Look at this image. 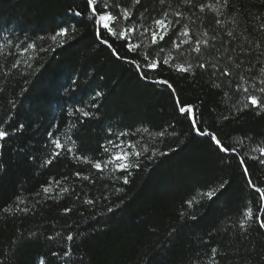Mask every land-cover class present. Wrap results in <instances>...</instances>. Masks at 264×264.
<instances>
[{"label": "trees", "instance_id": "16d2710c", "mask_svg": "<svg viewBox=\"0 0 264 264\" xmlns=\"http://www.w3.org/2000/svg\"><path fill=\"white\" fill-rule=\"evenodd\" d=\"M195 3L215 6V0ZM121 7L132 9V0H121ZM70 8L83 11L84 16L76 17ZM177 10L184 13L180 24L163 41L152 45L150 33L137 32L132 42L140 45L139 51L147 48L153 55L164 49L159 59H172L162 65L159 77L173 83L183 103L193 104L204 127L226 146L243 141L240 156L259 155L251 150L264 147V114L245 110L237 117L232 106L240 108L246 102L237 85L250 86L251 77L259 76V62L251 73L245 68L264 51V32L253 31L256 25L249 23V13L264 14V5L261 0H232V8H221L217 15L207 7L201 12L199 7L171 0L170 11ZM160 14L159 0H141L132 19L122 23L140 24L142 31ZM86 16V0H0V123L7 121L5 128L25 125L22 133L13 134L0 147V162L5 165L0 170V264H189V257L201 250L200 238L207 242L214 225L220 232L208 244L209 251L211 245L239 249V256L221 264H264V229L250 222L243 240L225 234L227 220L237 218L244 207L257 211L259 197L246 185L238 157L219 152L209 137L191 133L170 90L141 79L132 65L115 57L96 39L91 25L84 23ZM217 19L224 21L223 27L215 23ZM184 26L193 42L203 38L205 31L217 35L215 47L202 46L200 53L191 50V42L174 48V40L189 39L177 35ZM59 27L69 28V35L53 40ZM229 29L235 41L226 35ZM103 38L120 56L137 59L123 47L124 41L106 32ZM29 43L34 47L22 52ZM241 47L252 48V54L238 57ZM229 55L245 63L237 69ZM200 62H206L205 68L195 67L194 73H181L172 66ZM225 68L230 76L220 75ZM96 91L102 95L93 107L88 101ZM250 93L256 94L251 89ZM76 107L95 115H72ZM223 116L230 118L223 120ZM49 131L54 137H48ZM56 138L74 151L53 158L49 141ZM115 151L128 153L132 167L126 172L114 170L115 162L102 171L92 167L109 161ZM246 163L253 182L264 187V167L251 159ZM124 175L128 184L123 183ZM224 180L231 183L219 198L188 208V199L199 200L201 191ZM116 205L118 210L107 212ZM17 207L28 211H16ZM185 211L198 220L182 221L180 214ZM173 229L179 231L169 240ZM69 234L73 241L66 240ZM18 237L23 239L14 243ZM65 249L71 253L69 258L63 256Z\"/></svg>", "mask_w": 264, "mask_h": 264}, {"label": "snow or ice", "instance_id": "6c2138e0", "mask_svg": "<svg viewBox=\"0 0 264 264\" xmlns=\"http://www.w3.org/2000/svg\"><path fill=\"white\" fill-rule=\"evenodd\" d=\"M181 3L190 7H199V10L201 12L204 11V9L207 7L210 11L216 12L217 15H220V9H229L232 8V0H215V6L213 7L211 4H204L201 3L197 5L195 3V0H181ZM141 0H132V9H129L128 7H121V0H86V10H87V16L86 19H84V23L86 25H91L92 31H94L96 39L102 43L103 45L107 46L109 49H111L112 54L117 57L118 59L125 60L127 63L132 65L136 71L137 74L140 75L141 79L149 80L151 83L163 85L167 89L170 90V92L173 94L175 98V107L177 112L181 115L187 118L189 122V130L191 133H194L198 137H209L210 143H212L216 149L221 153H232L239 159V166L242 170V176L245 178L246 185L252 189L259 197L256 208L257 211H253V208L251 206H246L242 209L240 212V215L233 219L229 218L227 220V228H231L233 231L228 232L227 228L225 229V234L230 239H235L236 237H239L241 240L247 238L248 233L250 231L249 223H255L259 229H264V187L258 186L257 183L253 182L252 174L250 172V169L246 163L247 159H251L253 161H256L259 166L264 167V147H255L252 148V152H258L259 155H250L249 153L245 152L244 156H240L238 148L243 144V141H240V143L237 146H226L224 142L218 137V135L215 132H212L208 130L206 127H204V121L202 118H198V113L195 109V106L193 104H185L180 99L179 95L175 92V88L173 83H171L167 79H162L159 77L158 73L162 67V65H169L170 60L172 59L171 56L165 57L162 60L159 59L160 54L164 51V49H160L159 52H156L155 55L148 50L147 48L144 51H139L140 45L132 42L134 39V36L137 32L140 33L141 36H144L146 33L151 34V44L157 45L160 41H163L165 37L172 32L179 24H180V18L183 17L184 13L181 11H170L171 9V0H159V4L161 7V14L158 18L153 17L151 21V25L148 27H143L141 31V25L133 23L131 26H124L122 21H130L132 17L134 16V9L135 6L140 5ZM261 4L264 5V0H261ZM165 5L168 7L166 8ZM69 11L73 12L76 17H83L84 12L81 10H75V9H69ZM147 11V9H145ZM116 12L117 14H114ZM233 15H235V9H232ZM143 16L144 13H141ZM242 15V13H241ZM251 16V20H249V23H255L256 27L253 28V31H262L264 32V14H261L260 16H256L254 14L249 13ZM173 17L174 19H170L169 17ZM231 19V17H230ZM216 24L221 25L223 27L224 21L217 19L215 21ZM233 27L236 25V21L232 20ZM70 29L67 27H59L58 31L55 33V35L52 37L53 40H56L57 37H66L69 35ZM72 31H75V26H72ZM247 31V29H245ZM107 33L110 37H117L119 40L124 41L123 47L127 49L129 53H132L134 56L137 57V59H130L128 57L120 56L119 52L112 47V44L109 43L108 39L103 38V34ZM178 36L183 35L186 37H189L188 40H180L179 43H177L175 40L173 41V47L179 48L180 44H188L193 43L192 51L196 53L201 52L202 46L214 48L215 47V41L218 40L217 35H209L207 31H205L202 36L203 38H198L194 42L192 41V37L189 35V29L187 26H184L180 33H177ZM228 37L232 39V41L236 40V36L234 35V32L232 29H229L226 33ZM61 43H64L62 40ZM222 43H229L227 41H223ZM247 43L249 45L252 44L251 40H247ZM34 44L29 43L27 47L22 49V52H27L28 49L33 48ZM256 48L257 50L260 49V41L258 40L256 42ZM227 51V49H225ZM253 49L252 48H244L241 47V50L239 53H237L238 57L243 56H250L252 54ZM261 57H264V51H259V54L256 57V61L252 62L248 67L245 68L246 72L251 73L254 68L257 66V62H259L260 67L258 69L259 76H252L251 80L253 83L250 86H245L244 83L237 85V90L242 89L244 94V99L246 100L245 103L242 104L240 108H236L235 105L232 106L233 111L237 114L240 112H243L245 110H256V115H262L264 114V60L261 59ZM227 59L234 65L235 68L239 69L242 64L245 63V61L241 58L240 62L237 63V61L233 58V56L229 55ZM176 71L181 73H194L195 67L199 68H205L206 62H200L198 65L194 66L190 63L183 64V63H177L172 65ZM12 67L15 68L16 64H12ZM213 68L216 67V65H212ZM149 73H157L155 77H152L149 75ZM213 75H216V73H213ZM221 76L227 77L230 76V71L225 68L223 72L220 73ZM240 80L243 82L245 81V77L243 75L240 76ZM258 80V85L256 81ZM219 87V85H217ZM251 91L255 92L256 94H251ZM102 95L101 92L96 91L94 93V96L88 101V103H91L93 107L96 106V98L100 97ZM227 95V93H226ZM13 107H15V104H13ZM72 115L79 114V116L82 117H91L94 116L95 113H92L90 111H86L83 108L76 107L74 111L71 113ZM231 116V114H230ZM230 116H223V120H228ZM0 123V147L3 146L2 142H4L7 138H10L13 134L22 133V130L25 128V125L23 123H20L18 127H12L9 126V128H5V124ZM164 132L159 133V135H164ZM48 137L52 138L54 137V133L49 131L47 133ZM123 135V134H122ZM53 145V150L51 151V156L53 158H58L61 155V152L65 153H71L74 151L73 148L66 146L63 144L58 138L51 139L49 141ZM111 143V141H109ZM183 143V141L181 142ZM47 146V145H46ZM119 145H113L114 149H118ZM105 152H108V149H104ZM241 150H243L241 148ZM21 151H23L21 149ZM136 155H140V153H136ZM77 159H81V157H77ZM86 159V158H84ZM128 160V153L122 152V151H115L114 154L111 155V158L109 161H106L104 164L100 163L99 161L92 164V167L103 170L104 167L107 166V163L115 162V169L114 170H123L126 172L132 165L127 162ZM45 163L51 164L52 160H46ZM5 165L3 162H0V170H3ZM136 167H139L137 164ZM76 176H80V172L75 173ZM67 179V178H65ZM84 179H88V177H84ZM119 179V178H117ZM56 184H59L60 181H55ZM123 183L128 184L129 178L127 175L123 176ZM231 181L230 180H224L222 183H219L218 186L215 187H209L206 191L200 192V199L197 200L195 197H192L191 199H188L186 201V204L188 205L189 209H193L194 205L200 204L203 200H207L209 202L213 201L216 198H219V195L222 193H225L227 191V188L230 186ZM44 192H48L49 188L45 187L43 189ZM69 189L67 188H61V192H67ZM119 191V189L117 190ZM84 203L86 204H93L92 200H85ZM121 204H123V201H121ZM120 205H116L114 207L107 208L108 213H113L114 211L118 210ZM16 211H23L27 212L28 209H21L17 207L15 209ZM65 212L70 211V209L65 208ZM181 220H190L192 222H196L198 220L197 215L192 214L189 215L187 211L181 212L180 214ZM179 229H173L169 235L168 239L172 240L175 238L177 232ZM220 232V228L218 225H214L211 230L207 233L208 241L205 242L203 240V237L200 238V249L199 251H196L192 254V256L189 257V264H221V261H227L230 257L233 256H239V249H232L227 245H211L210 251L208 250V244L211 242L212 238ZM30 236H34V233H29ZM23 237H18L17 241H14V243L22 240ZM51 239V237H49ZM66 240L73 241L74 237L73 235L69 234L66 237ZM221 248L224 250L221 251ZM55 256L56 253H53ZM63 256L66 258H69L71 256V253L69 250L65 249L63 251ZM5 264L7 262L5 261ZM147 264V261L145 262Z\"/></svg>", "mask_w": 264, "mask_h": 264}]
</instances>
